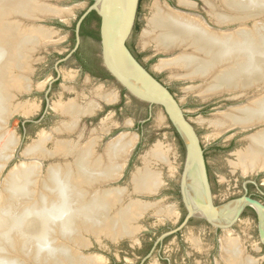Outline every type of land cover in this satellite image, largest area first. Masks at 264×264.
Returning a JSON list of instances; mask_svg holds the SVG:
<instances>
[{"label":"bare ground","instance_id":"obj_1","mask_svg":"<svg viewBox=\"0 0 264 264\" xmlns=\"http://www.w3.org/2000/svg\"><path fill=\"white\" fill-rule=\"evenodd\" d=\"M51 1L58 0H0V175L17 142L13 132L5 131L10 119L34 112V107L18 99L32 89L33 66L41 58L35 56L59 43L56 31L36 22L46 17L64 21L71 16V9ZM201 1L216 28L209 27L201 17L180 13L155 0L139 46H152L159 53L172 55L161 60L153 71H168L173 79L183 82L199 81L187 90L201 99L223 95L236 98L255 92L241 105L219 113L207 126L211 138L256 129L245 138L247 146L236 152L230 166L243 176L259 174L264 171V0ZM178 5L196 7L185 0H178ZM97 7L100 11L99 0ZM106 56L118 69L108 46ZM38 86L42 88L44 83ZM71 88L62 85L61 91ZM78 92H74V99L53 103V111L63 120L48 133H40L23 151L25 161L4 179L0 176V264H99L94 256L79 257L75 246H85L84 235L101 236L110 242L134 239L139 233V219L146 212L152 210L159 219L175 217L173 207L132 198L152 197L161 188L162 172L155 167L172 169L171 147L153 145L142 156V166L132 172L127 187H114L136 136L120 133L101 145L111 127L102 122L86 142L69 139L79 121L100 110L92 98L83 103L84 94ZM91 93L107 105L117 98L114 91L100 86ZM163 120L157 116L156 122L161 124ZM48 143L52 148L47 150ZM58 157L69 161L57 162ZM45 161L50 162L45 165ZM183 191L185 196L186 173ZM191 210L223 231L234 218L220 212L211 216L206 210ZM257 210L262 213L259 217L263 225L264 213ZM190 242L194 249L202 248L197 238ZM247 253L238 239L226 234L221 238L222 264H257L258 260Z\"/></svg>","mask_w":264,"mask_h":264},{"label":"rangeland","instance_id":"obj_2","mask_svg":"<svg viewBox=\"0 0 264 264\" xmlns=\"http://www.w3.org/2000/svg\"><path fill=\"white\" fill-rule=\"evenodd\" d=\"M58 1H51V3L61 8L71 9V18L64 20L65 23L49 21L41 25L56 31L54 36H56L55 40L59 43L55 47H47L35 56V58H41L33 66L32 89L18 99V102L25 103L28 107H34V112L29 115L17 114L10 119L5 131L6 133L13 132L17 142L12 157L0 176H4L2 177L4 179L12 168L25 161L22 158L23 151L38 139L40 133H48L50 129L63 120L53 111V103L59 99L61 101L74 99L75 93L79 91L78 93L84 94L83 103L92 98L90 100L95 103L98 102L100 110L96 112L95 116L83 118L79 121L77 128L69 136V139L80 143L86 142L90 133L94 129H98L102 122H106L111 127H109V133L101 140V145L120 133L135 135L136 143L126 161L122 176L113 184L114 187L120 188L127 187L132 172L142 166V156L153 145L160 143L163 148L171 147L172 154L169 155V162L172 164V169L162 166L161 168L160 166L155 167H159L158 169H161L162 172L161 179L163 183L161 188L152 197L132 196V198L151 203L160 202L162 207H173L175 212V217L171 220L155 217L152 210L146 212L139 219L140 229L134 239H121L110 242L101 236L84 235L82 242L84 241L85 246H80L81 248L75 246L79 257L94 256L99 264H222L219 260V246L216 243H220L224 231L223 233L221 231L216 232L212 226L195 218L189 219L185 226L179 227L187 212L179 193V178L185 157L176 130L155 105L150 106L133 98L127 92H122L121 87L115 80L109 79L101 82L88 78L79 71L69 54L73 47L71 41L72 25L89 6L90 0ZM154 1H140L134 31L140 61L151 72L156 70L155 68L161 60L172 56L159 53L152 46L144 49L139 46V37L142 31L147 28L146 20L151 16V6ZM185 1L193 2L196 7L185 9L179 5V7L177 6V0H159L162 4H166L180 13L201 17L207 25H210L209 27L216 28L214 23L209 21L208 8L202 1ZM94 23L92 22V27L98 29L99 21L97 25ZM89 43L92 53L100 58V43L98 41ZM69 74L72 77H68ZM153 76L179 102L185 118L197 134L210 173L213 202H226L227 200L247 196L264 205V171L259 174L243 176L239 170L233 172L230 166V162L235 161L236 157L234 155L236 152L247 146L248 142L245 138L256 132V129L228 132L219 138H211L209 137L210 129L207 126L208 122L212 118L215 119L219 113L241 105L247 97L254 95L255 92L251 91L245 96L236 98L223 95L207 98L206 100L187 90L189 86L198 85L199 81H179L173 79L168 71H154ZM86 78L89 79L87 83H85ZM42 83H44V86L39 88L38 85ZM62 85L72 87L68 91L69 93L61 91ZM99 86L104 90L114 91L117 94L118 97L114 104H104L91 93ZM157 116L164 118L161 124H157ZM127 122H129V127L126 126ZM48 144L46 145L47 150L52 148V145ZM56 161L66 163L69 159L65 160L63 157H58ZM49 162L45 161L44 163L47 165ZM246 219L241 218L240 222L231 227V231L239 235H241V232L247 233L250 236L247 239L249 245L243 246L246 253L248 252L247 254L258 260L257 264H264V246H261L258 242V224L251 221L247 222ZM177 228L179 229L174 232ZM232 235L234 236V234ZM193 237L200 242L202 247L200 250L192 247L190 239ZM73 252L75 251L73 250Z\"/></svg>","mask_w":264,"mask_h":264},{"label":"water","instance_id":"obj_3","mask_svg":"<svg viewBox=\"0 0 264 264\" xmlns=\"http://www.w3.org/2000/svg\"><path fill=\"white\" fill-rule=\"evenodd\" d=\"M99 2L100 11L97 7V0H93L92 4L86 8L77 20L75 25L76 43L74 49L79 42L78 29L82 19L88 13L94 11L100 18V56L106 70L130 96L150 106L155 105L179 135L183 144L182 148L185 157L179 178V193L187 211L179 227L185 226L190 218H202L213 228H220L223 230L224 228L214 225L206 216L195 214L191 209L206 210V213L211 216H215L218 212L234 215L235 220L242 208L245 205H249L257 212L259 220L258 232L261 242L264 243V224L260 225L259 217V214L262 213L257 210L259 209L264 213V205L247 196H243L225 204H223L224 202H213V196L209 186L210 173L203 157V150L200 146L197 134L190 122L185 118V114L179 102L173 98V95L170 94L163 84L155 79L153 76L154 71L151 72L146 70L127 51L125 42L131 34L139 0H99ZM68 18H71V16ZM49 21L65 23L59 18L46 17L44 20L36 22V24L43 25L42 23ZM208 26L210 25L208 24ZM106 45L119 70L107 60ZM129 45L138 55L134 33H132L129 39ZM86 77L89 78V76ZM185 173L186 191L184 196L183 179ZM231 202H240V204ZM225 228H229V225ZM178 229L179 228L175 229L174 232Z\"/></svg>","mask_w":264,"mask_h":264},{"label":"flooded vegetation","instance_id":"obj_4","mask_svg":"<svg viewBox=\"0 0 264 264\" xmlns=\"http://www.w3.org/2000/svg\"><path fill=\"white\" fill-rule=\"evenodd\" d=\"M141 0H139L138 2V7H137V12H136V15L138 13V8H139V3H140ZM201 1V0H200ZM204 4V3H203ZM92 12V11H91ZM90 12V13H91ZM94 12V11H93ZM88 13L81 21L80 23V26H79V29H78V36H79V42H78V45L77 47L74 49L75 47V43H76V38H75V25H76V22L77 20L80 18H78L75 23L72 25L73 28H72V33H71V41L73 43V47L71 49V51L69 52L70 56L73 58L76 66L79 68V71L86 75V76H89V78L91 79H95V80H98V81H101V82H105L109 79H113V77L109 74V72L106 70V68L104 67L103 65V62H102V58L100 56V58H98L95 54L92 53L91 49H90V43L91 41H96L94 39H91V38H85V37H81L80 36V29H81V25L82 23L84 22V20L87 18V16L90 14ZM83 14V13H82ZM81 14V15H82ZM95 15L99 18V16L95 13ZM99 21L98 23V29H95L94 27H92V22H95L94 24L97 25V22ZM96 20L95 18H92V19H88L84 24V28H83V32H86V31H96L98 33V36H99V40L98 42L100 43V35H99V26H100V18L99 20ZM136 29V17H135V21H134V24H133V27H132V31H131V34L129 35L128 39L126 40L125 42V47L127 49V51L130 53V55L142 66L144 67L146 70L147 68L145 67V65L143 63H141L140 61V57L136 54V52L133 50V48L129 45V39L132 35V33H134ZM97 42V41H96ZM78 57V59H77ZM84 65H87L88 68H90V70H85V66ZM107 76V77H105ZM114 80V79H113ZM121 91H125L124 89L121 88ZM126 92V91H125ZM118 97V96H117ZM207 170V168H206ZM208 176V175H207ZM210 186V185H209ZM211 190V188H210ZM212 194V193H211ZM250 198V197H249ZM239 199V198H237ZM236 199H231V200H227L226 202H224L223 204L227 203V202H230V201H234ZM214 204V203H213ZM222 204V205H223ZM215 206V205H214ZM185 208V207H184ZM187 212V211H186ZM241 218H247V222L248 221H251V222H255L256 224H259V220H258V215H257V212L254 208H252L251 206L249 205H245L240 214L238 215V217L234 220V218L231 220V222L233 223H230L229 224V228L228 230L225 229L224 230V234L222 235L225 236V234L231 238H234V239H238V241L240 242L241 246H247L249 245L247 243V239L250 237L247 233L245 234L244 232H241V235L239 234H236V233H233L231 230V227L233 225H235L237 222H240L241 221ZM191 219V218H190ZM194 219V218H192ZM197 220H201V221H204L206 222L207 224H209L205 219H202V218H195ZM184 220V219H183ZM189 221V220H188ZM210 225V224H209ZM211 226V225H210ZM215 229V228H214ZM216 232L218 231H221L223 233V230L220 229V228H217L215 229ZM230 232V234L228 233ZM234 234V236L232 235ZM221 237V238H222ZM238 237V238H236ZM220 238V240H221ZM258 242L261 246H264V243L261 242L260 240V236H259V232H258ZM218 246H220V243H216Z\"/></svg>","mask_w":264,"mask_h":264},{"label":"trees","instance_id":"obj_5","mask_svg":"<svg viewBox=\"0 0 264 264\" xmlns=\"http://www.w3.org/2000/svg\"><path fill=\"white\" fill-rule=\"evenodd\" d=\"M92 2H93V0H90L89 1V5H91L92 4ZM92 18H95L97 21L99 20V18L95 15V12H91L88 16H87V18L84 20V22L82 23V25H81V29H80V36L81 37H85V38H91V39H94V40H96V41H98L99 40V36H98V33L96 32V31H86V32H83V28H84V26H83V24L88 20V19H92ZM77 59H78V57H77ZM85 66V70H90V68H88V66L87 65H84ZM105 77H107V76H105ZM123 92H125V91H123ZM176 136L178 137V135L176 134ZM179 138V137H178ZM179 141H180V143H181V145H183L182 144V141L180 140V138H179Z\"/></svg>","mask_w":264,"mask_h":264}]
</instances>
